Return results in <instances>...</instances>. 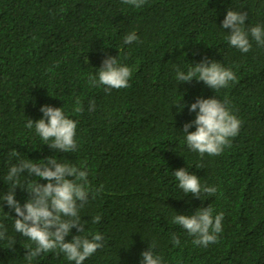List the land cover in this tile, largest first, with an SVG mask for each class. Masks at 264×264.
I'll list each match as a JSON object with an SVG mask.
<instances>
[{
	"label": "trees",
	"instance_id": "16d2710c",
	"mask_svg": "<svg viewBox=\"0 0 264 264\" xmlns=\"http://www.w3.org/2000/svg\"><path fill=\"white\" fill-rule=\"evenodd\" d=\"M230 9L248 14L245 31L264 28V0H146L140 8L122 0H0V197L14 190L12 165L55 157L87 171L89 199L79 210L85 230L73 228L65 241L99 233L104 247L83 264H141L149 245L162 264H264V46L250 35L247 53L229 45L222 21ZM130 33L139 39L124 44ZM106 56L131 68L129 87L105 92L89 83ZM205 58L236 80L214 91L176 79L177 70L187 73ZM213 97L241 128L222 154L201 156L187 147L183 125L195 119L189 106L197 98ZM44 105L77 122V151L53 150L34 125L26 127L43 118ZM180 168L216 194L184 193L172 174ZM38 179L25 171L19 185ZM15 192L21 205L29 199L20 187ZM208 206L223 213L222 231L218 242L197 246L173 220ZM15 218L0 199L7 229L0 264H75L58 249L26 259L35 244L15 231Z\"/></svg>",
	"mask_w": 264,
	"mask_h": 264
},
{
	"label": "clouds",
	"instance_id": "9594fccd",
	"mask_svg": "<svg viewBox=\"0 0 264 264\" xmlns=\"http://www.w3.org/2000/svg\"><path fill=\"white\" fill-rule=\"evenodd\" d=\"M145 2L146 0H122L123 4L136 8L142 7ZM247 18L246 12L230 9L222 21V28L231 30L227 38L229 45L243 53L249 52L252 48L249 35L258 45L264 46V28L254 26L245 31L243 26ZM138 39L135 33H130L125 36L124 44H131ZM131 76V68L122 66L117 57L106 56L99 68L98 79L90 77L89 83L93 86H104L105 92H110L113 89L129 87ZM176 79L182 83H190L196 79L217 91L227 87L229 82L235 81L236 76L220 62L205 58L187 73L177 70ZM175 106L178 112L185 107L183 103L182 106ZM89 110H95L94 100L90 102ZM40 111L43 113V118L35 122L29 119L26 127L31 129L34 125L36 133L45 142L44 144L53 150L64 153L77 151L78 143L75 139L77 122L67 118L62 107L44 105ZM76 111L79 112L81 109L78 107ZM189 112H195L196 116L193 121L183 125V133L186 134L187 147L201 156L222 154L224 148L230 146L231 138L239 134L242 122L217 98H197L196 102L189 106ZM193 125L195 131L189 132ZM48 141L51 143H47ZM15 154L14 151L13 155ZM41 161L42 163H33L28 159L12 165L7 180L13 182L14 190L3 194L0 199L15 212V231L35 244L34 248H26V259L31 261L42 253L58 249L69 261L83 264L88 257L104 247L103 236L99 233L91 239L76 235L70 242L65 241L73 228L78 232L85 230L79 210L89 199L87 171L68 163H60L55 157H47ZM25 171L28 177L34 176L48 182L41 184L39 179L35 182L27 180L23 186H20L19 177ZM172 174L179 182V188L186 194L201 199L202 194L212 197L217 192L216 187L202 185L197 175L190 174L184 168ZM17 187L29 194V199L23 205L15 198ZM100 219V216H96L94 222L98 223ZM222 220L223 213L214 216L212 207L208 206L197 209L194 215L177 214L173 222L195 237L194 245L207 247L210 243L218 242V234L222 231ZM0 229H3L0 231V239H5L7 229L2 224ZM173 243L179 245V238L173 237ZM153 248L154 245H149L148 250L141 253V264H162L161 257L154 254Z\"/></svg>",
	"mask_w": 264,
	"mask_h": 264
}]
</instances>
